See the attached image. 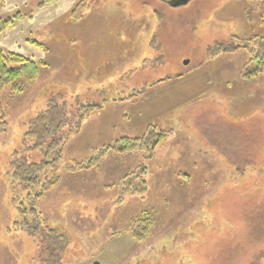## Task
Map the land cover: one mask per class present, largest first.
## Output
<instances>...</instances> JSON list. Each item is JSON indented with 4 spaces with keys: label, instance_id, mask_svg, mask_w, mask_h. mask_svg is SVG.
Returning a JSON list of instances; mask_svg holds the SVG:
<instances>
[{
    "label": "rangeland",
    "instance_id": "374dc122",
    "mask_svg": "<svg viewBox=\"0 0 264 264\" xmlns=\"http://www.w3.org/2000/svg\"><path fill=\"white\" fill-rule=\"evenodd\" d=\"M25 1L1 13H33L26 38L41 44L43 60L36 81L23 83L22 92L7 86L0 96V264H43L40 238L25 225L38 222L22 212L40 188L15 181L12 161L16 153L30 162L45 158L25 133L54 101L71 110L104 106L78 131V117L70 118L61 179L35 205L41 226L68 238L61 264H264V73L241 76L245 50L208 54L233 35L264 36V0H89L80 21L61 4L45 11L42 0ZM26 44L18 49L29 53ZM151 94L190 101L142 123L147 111L155 115L142 103ZM151 124L172 130L151 159L139 150L109 152L95 169L67 170L122 136H143ZM142 164L147 189L132 192ZM121 183L132 184L123 198ZM145 216L150 232L138 240L131 221Z\"/></svg>",
    "mask_w": 264,
    "mask_h": 264
},
{
    "label": "trees",
    "instance_id": "16d2710c",
    "mask_svg": "<svg viewBox=\"0 0 264 264\" xmlns=\"http://www.w3.org/2000/svg\"><path fill=\"white\" fill-rule=\"evenodd\" d=\"M56 0H42L39 3V8L44 7ZM5 0H0V36L14 26L22 19V13L17 11L13 16H4L1 9L5 6ZM89 6V0H77L70 11L71 19L73 21H80L83 19L85 11ZM247 19H252V12L248 9L246 11ZM238 40V43L234 41ZM240 39L237 35L232 36V40L227 42H217L208 47L209 55L235 53L241 50L247 51L249 55L248 62L241 70V76L244 79L253 80L260 77L264 73V36L254 35L247 40ZM31 44L42 48L37 41H29ZM40 64L39 62L27 58L20 53L8 51L0 43V96L3 90L10 86L14 92H22L25 90V84H30L36 81L39 76ZM176 78H184L185 74L181 73L175 76ZM160 81H166V78ZM25 83V84H23ZM101 104H86L80 107H73L69 109L66 104H60L56 101L49 103V106L41 111L37 116L32 118L29 122V127L25 133L26 139H33L36 144L33 149L44 148L46 150L45 158L40 162H30L26 157H20L17 153L12 161L13 177L15 181L24 183L30 188H40V191L31 197L34 201L30 211L22 208L25 215L30 213L34 221L38 224L32 226L25 222L26 227L33 235L40 238L42 254H44L43 264H61L66 257L68 251V238L65 234L56 228L41 226L40 211L36 208V203L51 191L60 181L61 177L57 174L60 162L63 158L64 145L72 133H65V127L69 125L72 119L78 117V130L81 129L84 118L98 110L103 109ZM2 109V108H1ZM3 122H5V114L3 111ZM72 118V119H70ZM172 133V130H165L158 128L151 124L143 136L128 137L122 136L111 143L105 144L100 149L93 152V154L86 160L74 162L67 165V170L70 172L89 171L100 166L101 162L109 152L124 154L134 151H143L146 159H151L154 156L156 147ZM52 171L55 175L53 178L41 179V176L47 171ZM241 170V169H239ZM242 173L244 171H241ZM134 175L140 178V186L132 192L146 191L147 167L141 165L134 171ZM119 185L120 197L131 192L132 184L124 186ZM139 185V184H137ZM44 219L43 221H45ZM152 220L149 216L140 217L131 221V229H133V237L142 240L148 236Z\"/></svg>",
    "mask_w": 264,
    "mask_h": 264
},
{
    "label": "crops",
    "instance_id": "0c3cea01",
    "mask_svg": "<svg viewBox=\"0 0 264 264\" xmlns=\"http://www.w3.org/2000/svg\"><path fill=\"white\" fill-rule=\"evenodd\" d=\"M76 1L77 0H56L50 4L45 5L42 8H39V9H46L45 11H48V10H50V7H51L50 5H54V6H52V7H54L53 9H57L56 5L60 6V4H61V6L63 7L62 13L65 11L70 12L72 7L75 5L74 3ZM5 2H6L5 5L6 4L12 5L15 10L20 9V7L22 8L23 6L27 5V1H25V0H5ZM59 9H60V7H59ZM43 14H44V12H43ZM57 15L60 16L59 10H58ZM57 15L55 12V14H53V17L56 18ZM22 16L23 17L20 21H18L14 26H12L10 29H8L6 32H4L0 36V43L2 44V46H4V48H6V46H7L9 48V50L11 49L12 52L20 53L27 58H30V59H33V60L39 62L41 59L43 60L42 57H37V55H36V54L41 53L40 48L37 46H34L32 44H29L30 42L26 38L28 35H30V32H31V30H29V28H30L29 23L34 20L35 16L33 15V13H27V14L22 13ZM22 27L27 28L26 33H23V34L19 33L18 34V29L22 28ZM5 34H6V36L9 35V38H7L5 36ZM23 41L28 43V44H26L27 47L31 48V49L28 48L29 53H26V52L24 53L23 51L18 49L19 47H21L20 43ZM32 49H34V50H32ZM207 74L209 75L208 76V80H209V78H211V77H210L209 73H207ZM167 95L168 94H151L150 96L144 98L142 103H145L144 104L145 106L147 104L149 108L153 107L156 110L154 112L155 115H153V116H150L149 115L150 112L147 111L146 112L147 116L145 117L144 120H142V123H146V122L150 121V119L157 118L158 116H159L158 118H161V116L171 114V113L175 112L177 109H179L180 106H183L185 100H187L186 103H188L190 101L187 99L189 97L188 95L182 96L181 98H175L176 96L173 98H169ZM146 108H147V106H146Z\"/></svg>",
    "mask_w": 264,
    "mask_h": 264
},
{
    "label": "water",
    "instance_id": "95a60500",
    "mask_svg": "<svg viewBox=\"0 0 264 264\" xmlns=\"http://www.w3.org/2000/svg\"><path fill=\"white\" fill-rule=\"evenodd\" d=\"M179 2L178 3H180V2H182V1H186V0H178ZM188 63V61H185V64H187Z\"/></svg>",
    "mask_w": 264,
    "mask_h": 264
}]
</instances>
